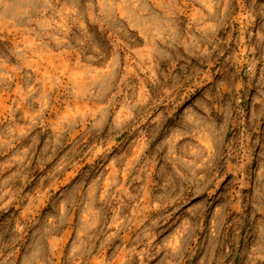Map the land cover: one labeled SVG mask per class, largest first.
<instances>
[{
  "label": "rangeland",
  "instance_id": "374dc122",
  "mask_svg": "<svg viewBox=\"0 0 264 264\" xmlns=\"http://www.w3.org/2000/svg\"><path fill=\"white\" fill-rule=\"evenodd\" d=\"M0 264H264V0H0Z\"/></svg>",
  "mask_w": 264,
  "mask_h": 264
}]
</instances>
